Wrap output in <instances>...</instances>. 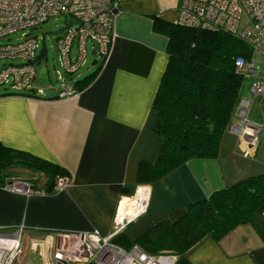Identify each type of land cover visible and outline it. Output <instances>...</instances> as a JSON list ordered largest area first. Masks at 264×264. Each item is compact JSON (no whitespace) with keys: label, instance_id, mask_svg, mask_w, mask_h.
I'll use <instances>...</instances> for the list:
<instances>
[{"label":"crops","instance_id":"0c3cea01","mask_svg":"<svg viewBox=\"0 0 264 264\" xmlns=\"http://www.w3.org/2000/svg\"><path fill=\"white\" fill-rule=\"evenodd\" d=\"M116 1L120 12L110 53L102 61L91 51L94 67L74 78L73 85L97 72L77 94L59 98L56 92L44 97L29 95L30 91L4 94L11 89H0V143L56 164L71 177L68 186L50 193L24 195L0 185V232L21 228L22 252L14 264H27V252L37 246L45 264L55 263L60 232L97 231L129 250L157 219L174 221L189 203L264 173V146L253 147L226 130L216 158L189 159L152 183L162 144L152 131V103L167 63L168 44L167 36L154 29L153 17L174 22L179 0L170 18L160 0ZM248 95V89L240 91V96ZM258 101L264 108V101ZM256 102L249 115L253 122ZM17 170L8 179L30 180L41 191L50 185L47 174ZM141 186L150 191L148 212L113 234L120 199ZM126 202L124 198L119 215ZM172 257L174 264H264V238L251 223H241L218 239L206 236Z\"/></svg>","mask_w":264,"mask_h":264},{"label":"built area","instance_id":"2783aa9c","mask_svg":"<svg viewBox=\"0 0 264 264\" xmlns=\"http://www.w3.org/2000/svg\"><path fill=\"white\" fill-rule=\"evenodd\" d=\"M119 12L116 0H0V60H19V63L0 66V88L24 93L33 87L39 40L29 31L50 17L65 15L68 21L55 42L60 65V69H56V79L60 84L58 88L50 86V89L59 98L77 94L79 90L73 85L72 78L87 62L88 42L92 44V52L104 61L112 47ZM176 12V24L229 33L249 47L252 53L249 58L237 56L234 60L236 71L243 79L250 80L249 95L238 98L234 120L227 131L236 138L247 139L253 147L264 143V125L249 118L253 103L264 101V0H179ZM18 32L21 33L19 40H7ZM254 54L260 58L261 66H257ZM45 90L49 88H36L35 94L47 97ZM70 181V175H58L53 189H64ZM2 186L24 195L44 192L35 189L30 180L11 179ZM124 198L126 207L119 216ZM149 199V189L142 186L131 196L122 197L113 234L145 215ZM56 234L55 263L46 264H174L172 255L149 254L138 245L126 250L114 244L110 236H102L97 231ZM21 252V228L11 233L0 232V264H14Z\"/></svg>","mask_w":264,"mask_h":264},{"label":"trees","instance_id":"16d2710c","mask_svg":"<svg viewBox=\"0 0 264 264\" xmlns=\"http://www.w3.org/2000/svg\"><path fill=\"white\" fill-rule=\"evenodd\" d=\"M153 27L167 36L168 44L167 63L152 103V131L162 138L152 183L189 159L218 156L243 80L234 60L252 55L242 40L222 31L182 26L156 15ZM96 72L77 81L76 88L83 89ZM36 88L28 89L29 95L38 96ZM4 94L20 93L11 89ZM21 168L49 175L47 193L54 191L56 176L67 174L56 164L0 143V185ZM241 223H251L264 238V173L247 176L189 203L174 221L157 219L135 243L149 254L182 255L206 236L218 239Z\"/></svg>","mask_w":264,"mask_h":264},{"label":"rangeland","instance_id":"374dc122","mask_svg":"<svg viewBox=\"0 0 264 264\" xmlns=\"http://www.w3.org/2000/svg\"><path fill=\"white\" fill-rule=\"evenodd\" d=\"M178 0H160V5L164 10H168L169 14H167V17L170 18L173 16L172 10L177 5ZM68 21V17L65 15H58L50 17L48 20H46L44 23L36 26L35 28L30 29V34L35 35L39 40V47L36 51L38 54L42 37L44 36V41L47 49V58L41 57L40 60L35 61V69H36V77L33 82V85L36 87H47V86H54L55 88H58L60 81L56 79V69H60L59 61H58V52L56 49V39L58 36H60L61 32L56 33L61 28H64L66 26V23ZM243 25V22H242ZM21 38V33H15L9 36L7 40L11 42H16ZM6 40V39H5ZM92 44L88 42V48L89 53L87 55V66H83L80 71L73 76V78H77L78 75H82L83 73L87 72V69H91L94 67L90 64V60L92 59ZM253 58L256 60L257 66H261L262 62L260 58L257 56V54L253 55ZM6 63H19L18 59L15 60H9V59H2L0 60V66ZM88 67V68H87ZM250 83L249 79H243L241 83V91L243 93L247 92L248 85ZM3 89V88H0ZM249 94V92H248ZM255 103L257 106L254 108L252 112L253 119H255L256 123L264 125V108H262V103L260 101L256 100ZM259 146H264V143H260ZM19 171L20 176L22 177H29L28 172H25L26 174H22V172ZM21 250H22V243H21ZM28 258H27V264H30L31 262H38V264H45V260L42 257V249L41 246H37L35 248H32L30 251L27 252ZM20 256V255H19ZM19 258V257H18ZM49 260V259H48ZM17 261V260H16ZM15 261V262H16ZM26 264V263H25Z\"/></svg>","mask_w":264,"mask_h":264},{"label":"water","instance_id":"95a60500","mask_svg":"<svg viewBox=\"0 0 264 264\" xmlns=\"http://www.w3.org/2000/svg\"><path fill=\"white\" fill-rule=\"evenodd\" d=\"M70 23L72 22V20L69 21ZM63 29L61 28L59 31H57L56 33L61 32ZM41 57H44L45 59L47 58V49H46V45H45V41H44V36L42 37V42H41V47L40 50L38 52V54L35 57V60L38 61L41 59ZM53 93V89H49V90H45V94L46 96H51Z\"/></svg>","mask_w":264,"mask_h":264},{"label":"bare ground","instance_id":"6f19581e","mask_svg":"<svg viewBox=\"0 0 264 264\" xmlns=\"http://www.w3.org/2000/svg\"><path fill=\"white\" fill-rule=\"evenodd\" d=\"M127 203V202H126ZM126 205V204H125ZM120 206H121V204H120ZM119 210H120V207H119ZM123 215V214H122ZM122 215H119V216H122Z\"/></svg>","mask_w":264,"mask_h":264}]
</instances>
